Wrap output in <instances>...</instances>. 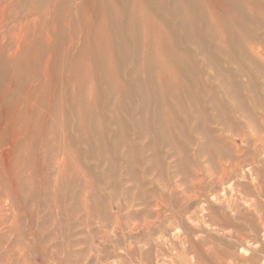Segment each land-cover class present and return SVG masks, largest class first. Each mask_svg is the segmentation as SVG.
I'll return each instance as SVG.
<instances>
[{"label":"bare ground","instance_id":"bare-ground-1","mask_svg":"<svg viewBox=\"0 0 264 264\" xmlns=\"http://www.w3.org/2000/svg\"><path fill=\"white\" fill-rule=\"evenodd\" d=\"M249 27L264 28V0H0V264H72L77 240L69 231L77 211L74 189L81 176L77 168L80 148L102 152L107 142L116 148L119 141L113 123L126 124L137 135L148 129V134L163 143L175 128L171 109V117L166 114L165 100L175 92L193 90L189 87H195L189 96L198 114L214 121L205 106L211 83L197 72L190 76L193 70L188 73L187 61L199 51L224 54L217 42L225 40L227 33L232 38L226 39L233 53H228L231 60H246L245 46L237 34L251 32ZM258 68L250 73L252 81L262 71ZM242 73H232L226 80ZM226 80L222 78L223 84ZM132 95L136 104L125 105ZM146 120L150 124L145 128ZM184 125L181 129L189 131L190 126L184 129ZM209 149L207 173L218 171L222 185L225 163H229L224 160L229 156L216 145ZM218 199L219 203L207 202L204 218L208 229L223 222L218 221L224 208L232 210V200ZM70 201L73 208L68 207ZM34 208L45 211L50 227L58 232L54 238L62 237L64 245H54L55 250L49 251L50 244L43 237L46 227L36 221ZM260 208L255 202L257 214ZM22 215L31 222L22 225ZM34 221L36 227H32ZM259 221L264 229V220ZM14 234L19 237L13 245ZM244 236L239 237L241 241ZM167 251L170 264H186L189 259L196 264H226L229 258H240L234 250L228 252L211 240L200 251L174 246ZM243 260L246 264L258 262L251 254Z\"/></svg>","mask_w":264,"mask_h":264},{"label":"rangeland","instance_id":"rangeland-1","mask_svg":"<svg viewBox=\"0 0 264 264\" xmlns=\"http://www.w3.org/2000/svg\"><path fill=\"white\" fill-rule=\"evenodd\" d=\"M249 28L247 31L252 29L251 32L244 31L246 39H244L245 34L243 32L242 34L238 33V38L236 37L239 41H243L245 56H249L248 58L245 57L246 60L241 59L240 63L231 60L232 56L230 57L229 54L233 55V53L227 46L229 43L227 44L226 39L231 41L232 38L230 37L231 40H229L227 33L225 40L217 42V48L220 47L219 49L223 51L221 53L224 54L217 55L215 51H199L200 53L192 58L194 60L189 58L187 61L189 64L188 71L189 69L193 70L188 72H191L190 76L201 74L202 80L207 79L205 81L211 83L213 91L208 89L210 94L206 92L205 106L209 107L206 110L209 111L211 117L213 116L214 121L207 119L205 114H198L197 107L195 109L196 105H193L194 103L189 96L195 87H189L193 90L186 89L185 92H175L174 95L165 100L166 114L169 117L173 115L170 119H172L175 128L169 131L168 137L166 135L167 138L163 143L159 144V139L154 134H148L146 132L148 129H145L146 131L142 136L133 134V129L126 124L123 126L121 123L119 127L113 123L111 127L117 134L115 136L119 144L113 148L110 143H106L102 152L107 151L108 156H105V152H103L104 154L97 150L90 152L85 147L80 148L77 168L80 169L78 171L81 176H77V179L79 177V185L76 183L74 189V192L78 194H76L77 208L75 209L77 211L74 215L76 218L73 216L71 219L74 222V228L76 226L77 228L68 230L72 237L75 235L73 238L77 240L73 246L75 254L71 258L72 264H113V262L115 264H141V261L143 264H170L171 259L167 250H170L172 246L180 250L181 242L185 238L188 242V247L185 249L189 250H202L208 240L228 252L234 250L240 258H229L226 264H246L243 259L248 257V254L258 260L256 264H264V229L259 225V220H264V142H262L264 140V73H261L264 71V59H261V56H264V28L255 27L257 30ZM251 33L253 37H251ZM243 34L244 37H242ZM224 46L227 47L224 49ZM190 49H194V47H190ZM221 56L222 58H220ZM195 65L200 69L194 70L196 69ZM254 65L262 71L256 75L257 79L255 77V81H252L250 73L255 72V70L253 71ZM240 70L243 71L241 76L231 79L232 81L226 80L230 78L232 73ZM222 78L226 80L224 84ZM222 88L228 90V95L224 94ZM176 94L179 95L178 98ZM134 101L135 97L132 95L125 102V105H134L136 104ZM208 101L211 103L209 104ZM182 103H184L183 106ZM191 108L193 110H190ZM169 109H171V115ZM195 114L198 116L196 117ZM215 115L218 116V119ZM202 117L205 118L203 126ZM177 120L181 122L178 123L179 125L177 122L175 123ZM146 121L145 128L150 124ZM163 121L166 123V120L163 119ZM182 121L185 125L190 126L191 131H183V127L181 129V126L184 125ZM176 126H179V129ZM120 128L124 131L120 132ZM180 131L185 133L182 132L181 134ZM123 132L125 136L122 135ZM171 133H174L171 135L173 138L169 136ZM186 134L192 136L188 135V137ZM148 135L149 137H147ZM124 137L126 138L124 139ZM170 139L174 141L172 142ZM128 141L129 143H127ZM174 142H177V145ZM213 145L218 146L229 156L224 160V162L229 161V163H225L227 173L222 185L218 180V171L212 170V172L207 173L209 172V159L211 157L209 148H212ZM209 150L210 154H208ZM131 160L134 161L131 162ZM219 174L221 173L219 172ZM50 175L54 176L55 173L51 172ZM197 178L202 179L204 183L193 186V181ZM76 182L78 181L76 180ZM96 184L101 185L102 190L99 192L90 191V188ZM181 188L184 189L183 192L180 191ZM192 189L210 191L212 195L223 197L227 202L232 200V210L229 211L224 208L218 221L223 222L220 225L218 223L216 228L209 227V229H213L211 232L208 231V227H204L207 222L204 216L206 214L202 215L198 211L201 201L186 200L185 198V193H190ZM221 193L222 195H220ZM80 194L83 197L81 200ZM85 196L88 200L84 199ZM80 201H83L84 204L81 205ZM88 202L91 204L89 205ZM255 202H259L261 206L258 214L255 211ZM70 203L71 205L68 207L73 208L74 203L68 202V204ZM161 203L165 204L166 207H160ZM34 212L38 224L46 227L43 237L45 241H48L47 244H50H48L49 251L55 250L54 245H64L62 237H55V240L54 235L58 232L50 227L51 221L47 218L45 211L37 212L35 210ZM192 213H195V216H192L193 223H200L203 220V224H200L198 228H194L185 218L186 215L190 216ZM21 221L22 225L31 222L25 215L21 216ZM37 222L32 227H36ZM145 222L149 224L148 228L144 227ZM177 227L183 234L181 240L173 239V232ZM113 232L116 233L115 236L111 235ZM162 233L168 238L169 245L151 243L146 251L141 252L140 244L150 240L154 241ZM199 234L203 235V239L195 241L194 236ZM244 235H246V239ZM243 236L244 239L241 241L240 238ZM18 237V234L13 235V245L17 242ZM164 252L167 254H163ZM164 257L168 259H164Z\"/></svg>","mask_w":264,"mask_h":264},{"label":"clouds","instance_id":"clouds-1","mask_svg":"<svg viewBox=\"0 0 264 264\" xmlns=\"http://www.w3.org/2000/svg\"><path fill=\"white\" fill-rule=\"evenodd\" d=\"M261 59H264V56H261ZM262 142H264V140H262ZM203 183H204V181L202 179L197 178L195 181H193V186L202 185ZM101 190H102V186L99 185V184L93 185L90 188V191H93V192H99ZM173 191H175V189H173ZM180 191L183 192L184 189L181 188ZM220 195H222V193ZM185 198H186V200L201 201V203L199 205V208H198V211L202 215L205 213V210L208 208V203L207 202L209 200H211L214 203H219L220 202L219 199H218V196H213L210 191L206 192L204 189H195V190L192 189V191L190 193H185ZM160 207H166V205L161 203ZM192 216H195V213H192L190 216H188V215L185 216V218L188 220V223L192 224V226L194 228L200 227V224H203V220H201L200 223H193ZM144 227L148 228L149 224L147 222H145ZM204 227H208V225L205 224ZM212 230L213 229H209V231H212ZM111 235L115 236L116 233L113 232V233H111ZM182 235L183 234L181 233L180 229L177 227L176 230L173 232V239L174 240H181ZM202 239H203V235L202 234L194 236V240L195 241H200ZM151 243H155V244L163 243L165 245H169L170 244L168 238H166L164 236V234L162 233L154 241L150 240L148 242L140 244L139 247L141 249V252L146 251L148 249V247H149V244H151ZM187 247H188V244H187V241H186V238H185V240L181 242V248L184 249V248H187ZM113 264H115V262H113ZM141 264H143V261H141ZM186 264H196V262L189 259V261H187Z\"/></svg>","mask_w":264,"mask_h":264}]
</instances>
